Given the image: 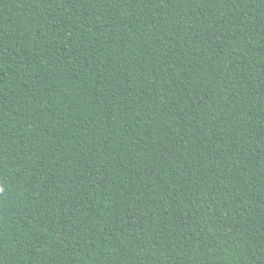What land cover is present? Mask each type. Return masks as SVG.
I'll list each match as a JSON object with an SVG mask.
<instances>
[{
    "label": "trees",
    "instance_id": "trees-1",
    "mask_svg": "<svg viewBox=\"0 0 264 264\" xmlns=\"http://www.w3.org/2000/svg\"><path fill=\"white\" fill-rule=\"evenodd\" d=\"M0 264H264V0H0Z\"/></svg>",
    "mask_w": 264,
    "mask_h": 264
}]
</instances>
